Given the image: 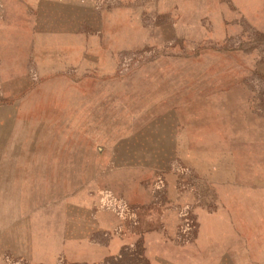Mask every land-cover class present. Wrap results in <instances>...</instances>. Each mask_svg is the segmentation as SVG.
<instances>
[{"label":"rangeland","instance_id":"rangeland-1","mask_svg":"<svg viewBox=\"0 0 264 264\" xmlns=\"http://www.w3.org/2000/svg\"><path fill=\"white\" fill-rule=\"evenodd\" d=\"M0 264H264V0H0Z\"/></svg>","mask_w":264,"mask_h":264},{"label":"trees","instance_id":"trees-1","mask_svg":"<svg viewBox=\"0 0 264 264\" xmlns=\"http://www.w3.org/2000/svg\"><path fill=\"white\" fill-rule=\"evenodd\" d=\"M120 255H122V253Z\"/></svg>","mask_w":264,"mask_h":264}]
</instances>
